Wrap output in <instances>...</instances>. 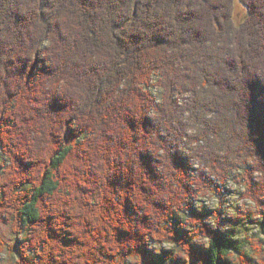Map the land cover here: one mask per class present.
Wrapping results in <instances>:
<instances>
[{
	"label": "trees",
	"instance_id": "16d2710c",
	"mask_svg": "<svg viewBox=\"0 0 264 264\" xmlns=\"http://www.w3.org/2000/svg\"><path fill=\"white\" fill-rule=\"evenodd\" d=\"M241 166L264 217V0H0V257L251 264L192 206Z\"/></svg>",
	"mask_w": 264,
	"mask_h": 264
},
{
	"label": "rangeland",
	"instance_id": "374dc122",
	"mask_svg": "<svg viewBox=\"0 0 264 264\" xmlns=\"http://www.w3.org/2000/svg\"><path fill=\"white\" fill-rule=\"evenodd\" d=\"M247 16V9L241 1H237L235 8V20L241 24ZM48 45V42L45 46ZM153 96L161 102L163 88L154 86ZM238 168L231 173L226 182H219L211 177L212 183L208 187L199 190L192 200L193 209L197 212L206 213V222L220 232L233 235L235 243L242 251L248 253L251 264H260L264 261V217L256 212L255 205L244 196L246 186L240 181V175L244 167ZM198 168V165H195ZM206 177H210L207 173ZM207 181V180H206ZM0 236L8 246L20 243L22 237L12 233L5 224H0ZM193 243L203 248L207 247L206 240L194 239ZM151 249L158 255L168 256L164 264L189 263L184 252L175 244L166 243L162 246L152 245ZM15 254L7 251L0 257V264H14ZM125 264H134L127 261Z\"/></svg>",
	"mask_w": 264,
	"mask_h": 264
},
{
	"label": "bare ground",
	"instance_id": "6f19581e",
	"mask_svg": "<svg viewBox=\"0 0 264 264\" xmlns=\"http://www.w3.org/2000/svg\"><path fill=\"white\" fill-rule=\"evenodd\" d=\"M97 69V68H96ZM102 71V70H101ZM10 80V79H9ZM99 87V86H98ZM7 90V89H6ZM37 90V89H36ZM29 91V90H28ZM5 92V91H4ZM55 93V92H54ZM104 98V97H103ZM69 100V99H68ZM74 102V101H73ZM82 103V102H81ZM43 104V103H42ZM70 106V105H69ZM80 110V109H79ZM29 113V112H28ZM43 114V113H42ZM41 114V115H42ZM36 120V119H35ZM20 127V126H19ZM50 127V126H49ZM61 127V126H60ZM128 129V128H127ZM126 129V130H127ZM57 130V129H56ZM61 130H62V128H61ZM60 130V131H61ZM55 131V130H54ZM59 131V130H58ZM56 134V133H55ZM60 134V133H59ZM45 135V134H44ZM75 139V138H74ZM129 144V143H128ZM117 145V144H116ZM80 147V146H79ZM83 147V146H82ZM67 170V169H66ZM164 176V175H163ZM178 183V182H177ZM169 186H170V184H169ZM165 188V187H164ZM113 195V194H112ZM115 197V196H114ZM157 197V196H156ZM113 199V198H112ZM156 199V198H155ZM107 200V199H106ZM160 200V199H159ZM175 202V201H174ZM119 204V203H118ZM180 205V204H179ZM63 207V206H62ZM117 207V206H116ZM61 208V207H60ZM105 209V208H104ZM113 215V214H112ZM167 219V218H166ZM167 221V220H166ZM149 222V221H148ZM143 230V229H142ZM150 230V229H149ZM152 232V231H151ZM107 233V232H106ZM142 233V232H141ZM141 233H139V234H141ZM163 235V234H162ZM102 236H103V234H102ZM144 240V239H143ZM122 242V241H121ZM108 243V242H107ZM135 245V244H134ZM29 247V246H28ZM104 250V249H103ZM128 250V249H127Z\"/></svg>",
	"mask_w": 264,
	"mask_h": 264
}]
</instances>
